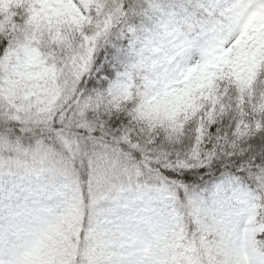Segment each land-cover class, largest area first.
<instances>
[{"label": "snow or ice", "instance_id": "1", "mask_svg": "<svg viewBox=\"0 0 264 264\" xmlns=\"http://www.w3.org/2000/svg\"><path fill=\"white\" fill-rule=\"evenodd\" d=\"M0 264H264V0H0Z\"/></svg>", "mask_w": 264, "mask_h": 264}]
</instances>
